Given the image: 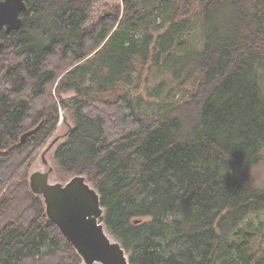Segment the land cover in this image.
Returning a JSON list of instances; mask_svg holds the SVG:
<instances>
[{
  "label": "trees",
  "instance_id": "16d2710c",
  "mask_svg": "<svg viewBox=\"0 0 264 264\" xmlns=\"http://www.w3.org/2000/svg\"><path fill=\"white\" fill-rule=\"evenodd\" d=\"M94 1L25 0L0 31V264H81L28 184L59 107L57 168L97 190L131 264H264L263 225L241 227L264 212V0H121L89 23Z\"/></svg>",
  "mask_w": 264,
  "mask_h": 264
},
{
  "label": "water",
  "instance_id": "95a60500",
  "mask_svg": "<svg viewBox=\"0 0 264 264\" xmlns=\"http://www.w3.org/2000/svg\"><path fill=\"white\" fill-rule=\"evenodd\" d=\"M25 10V0H0V31L19 29L23 24L20 14ZM262 25L264 27V18ZM3 46L0 40V55ZM41 124L42 121L22 133L19 141L25 142L37 132ZM44 155L45 151L41 159L47 169L29 174V188L42 198L45 215L75 249L81 264H131L121 243L106 230L101 220L104 208L100 204L97 190L84 175L78 174L72 175L65 182L50 183L53 167Z\"/></svg>",
  "mask_w": 264,
  "mask_h": 264
},
{
  "label": "rangeland",
  "instance_id": "374dc122",
  "mask_svg": "<svg viewBox=\"0 0 264 264\" xmlns=\"http://www.w3.org/2000/svg\"><path fill=\"white\" fill-rule=\"evenodd\" d=\"M122 1L121 0H95L91 9H90V17H89V23L94 22L98 17L102 15H108L112 13V11L119 8L121 10ZM190 37L193 39V34L191 33ZM198 38V37H196ZM64 72L60 74L59 77L63 75ZM58 80L56 81L54 87H53V93L54 97H56V102L58 103V97L56 96L54 92V88L57 84ZM175 83L173 82V85ZM178 81V85L180 86ZM186 87V85H185ZM189 88V86H187ZM142 89H138L136 92L133 93V95L137 93H141ZM142 92H145L144 89ZM165 94V93H164ZM163 94V95H164ZM145 100H147L146 97H144ZM147 107L149 109H153L151 106L147 104ZM150 110H148L149 112ZM58 121L55 126V129L51 136L40 146V148L33 154L32 159L28 162V169H27V175H29L33 171H44L47 169V166L44 165L41 154L45 151V159L48 162L49 165L53 167V171L50 174L49 182H65L68 180L71 175L66 174L62 171H60L57 168L56 161L53 158V153L55 149L65 142L68 133L73 128L74 124L73 121L70 119L69 113H66L63 109L58 108ZM114 112V111H113ZM55 143L48 148V145L55 140ZM48 148V149H47ZM47 149V150H46ZM249 181L251 184L259 187L264 188V159L257 165H255L252 169L249 171ZM252 223L253 228L259 227L260 224H262V228H258L259 231L257 233V236L252 243V251L257 253L258 255H264V212H261L258 217H254V220L246 219L244 223L241 224V227L244 228L245 224Z\"/></svg>",
  "mask_w": 264,
  "mask_h": 264
}]
</instances>
